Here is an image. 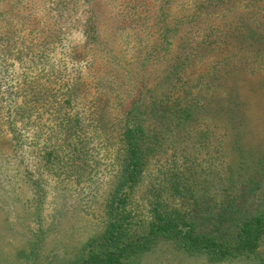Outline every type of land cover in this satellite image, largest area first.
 I'll return each instance as SVG.
<instances>
[{
	"label": "trees",
	"instance_id": "16d2710c",
	"mask_svg": "<svg viewBox=\"0 0 264 264\" xmlns=\"http://www.w3.org/2000/svg\"><path fill=\"white\" fill-rule=\"evenodd\" d=\"M0 145V169L34 158L38 177L85 185L78 210L99 221L70 255L47 249L63 208L45 215L50 181L23 176L34 225L0 264L252 261L264 0H0Z\"/></svg>",
	"mask_w": 264,
	"mask_h": 264
},
{
	"label": "rangeland",
	"instance_id": "374dc122",
	"mask_svg": "<svg viewBox=\"0 0 264 264\" xmlns=\"http://www.w3.org/2000/svg\"><path fill=\"white\" fill-rule=\"evenodd\" d=\"M0 148L1 145H0ZM4 153L6 157H10L11 151L9 150V145L0 150V155ZM29 160L28 170L25 172V166L17 164L5 169H0V181L6 185L2 189L0 195L2 197L6 196V190H8V197L12 200H9L12 204L11 212L8 213V217L5 216V211H0V252L8 251L10 252V258H14L15 249L24 244L20 243V238H23L24 235L28 233V229L33 227V218L31 216V211L35 205L34 190L25 183L23 176L29 177L30 175H35L39 182L42 179L49 180V187L44 188L46 194V202L44 203V214L49 215L55 207V199L59 197V205L63 208L62 213L64 214L58 219V225H55L48 235L46 248L57 247L60 243L65 245V255H70L78 246L79 242L84 240L87 236L93 235L98 231L99 221L94 218L89 212H81L78 210L80 201L78 200L81 197L80 189H84L85 185L76 186L73 183H66V187H57L54 179L49 177L46 174L38 177V168L39 163ZM6 167V166H4ZM8 175V176H5ZM63 186V185H62ZM89 203V202H88ZM87 211L91 212V209L88 208ZM55 222V223H56ZM24 239V238H23ZM55 242H60L55 244ZM60 250V249H59ZM57 250V252H59ZM252 261L246 258L235 259L231 262H226L222 264H243L251 262L252 264H260L261 260H264V242L261 245V248L257 256H253ZM160 254L153 255L146 264H162ZM181 264H209L204 260L196 259H185Z\"/></svg>",
	"mask_w": 264,
	"mask_h": 264
}]
</instances>
